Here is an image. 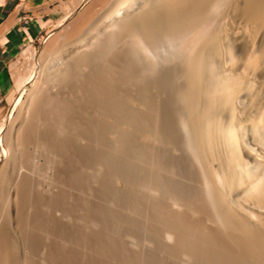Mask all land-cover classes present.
<instances>
[{
	"label": "bare ground",
	"instance_id": "bare-ground-1",
	"mask_svg": "<svg viewBox=\"0 0 264 264\" xmlns=\"http://www.w3.org/2000/svg\"><path fill=\"white\" fill-rule=\"evenodd\" d=\"M93 3L47 42V87L24 119L0 123L13 173L31 141L44 155L19 187L63 166L77 191L126 203L121 221L164 222L178 264H264V0ZM4 232L0 264H28Z\"/></svg>",
	"mask_w": 264,
	"mask_h": 264
},
{
	"label": "rangeland",
	"instance_id": "rangeland-1",
	"mask_svg": "<svg viewBox=\"0 0 264 264\" xmlns=\"http://www.w3.org/2000/svg\"><path fill=\"white\" fill-rule=\"evenodd\" d=\"M93 2L94 0L85 1L81 7L71 14L68 20H63V17L53 22V24L45 30L46 32L39 34L33 41L25 44L12 59L9 71L13 83V91L9 98V105L5 106V114L0 116V123H3L4 129L16 118V123H19V121L21 122L24 119L31 95H38L47 87V83L45 82L46 79L41 72V69L45 65L48 66L47 64H50L43 51L47 42L55 37L66 25L77 20L81 12H83L87 6L94 4ZM63 21H65L64 24H58V22ZM17 74L21 77L29 75L26 83L21 89H18L15 83V76ZM4 129L1 135H3ZM1 137L2 136H0V138ZM28 144L27 146L29 148L26 146V150L29 153L28 159H31V161L26 158L23 160V164H15L16 173H13L11 168L8 167L7 154L4 152L0 140V175L6 178L3 182V178L0 176L1 193L3 192L2 207L0 206V225L4 224L3 228L0 226V231L4 232L6 230L5 232L7 233L4 232V234H6L8 240L14 239L16 241L13 240V242H20L22 245H20L21 252H24L23 256H26L27 261L29 260L28 264H87L88 262L89 264H131L129 261L130 258L133 259L140 256L143 257H141L142 259H147L148 261L155 260V263L157 262L160 264L179 263L178 260L180 257H178V255L181 254L180 250L178 251L176 248H173L175 250L169 249L170 251L168 253H164L162 251H165V249L162 248L163 245L159 246L162 244L158 239L162 236V230L165 226V224H162L164 222H156L158 225L160 224V228L155 233L154 231H156V229L151 223L143 222V224H140L138 222L129 223L124 220L121 221L129 215L127 207H125L126 203L123 204L120 202V204H117L109 198L105 192L89 190V184H84L80 187V190L83 192L77 191V189L69 185V178H67L68 180L66 179L64 173L65 167L63 168V166L60 168V170L63 168V171L60 172L59 170L57 173L62 174L64 177H60V174L52 175V173L45 172V170L41 168L37 175L29 172L30 175L32 174L31 179L34 183L31 184L30 188L23 187L25 190H28H26L27 192L21 188L22 186L19 187L24 184L20 182V180L22 181L20 177L26 172L25 170L28 171V169L31 168V163L39 162L41 166L43 165L41 162L44 160V155L40 153V148L34 141ZM37 148H39V151ZM56 175L59 178H57ZM52 176L55 177L50 178ZM56 179H59V181L57 182ZM16 183H18V186ZM17 188L19 190H16ZM20 189L22 191H20ZM35 190H38V192ZM7 191V194L10 196H7ZM18 191L21 193L19 192L20 194H18ZM29 191H31V194ZM24 192L27 197H24ZM52 194H54V196ZM60 194H63V196ZM80 199L83 200V202L87 201L85 203L87 207H84ZM15 200L19 201L16 202ZM121 206L125 207L126 210L125 208L122 209ZM131 224L133 226H131ZM159 232L160 235L158 234ZM12 235L14 237L9 238ZM18 235H21L25 242H23L20 236L19 239ZM160 238L163 239V236ZM119 250L123 252L125 250L126 253H122ZM108 251L110 253H108Z\"/></svg>",
	"mask_w": 264,
	"mask_h": 264
},
{
	"label": "crops",
	"instance_id": "crops-1",
	"mask_svg": "<svg viewBox=\"0 0 264 264\" xmlns=\"http://www.w3.org/2000/svg\"><path fill=\"white\" fill-rule=\"evenodd\" d=\"M85 1L0 0V116L5 114L13 91L9 71L12 59L25 44L46 32L53 22L63 17L68 20Z\"/></svg>",
	"mask_w": 264,
	"mask_h": 264
}]
</instances>
